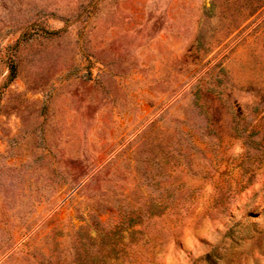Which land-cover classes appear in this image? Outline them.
<instances>
[{
	"label": "rangeland",
	"instance_id": "rangeland-1",
	"mask_svg": "<svg viewBox=\"0 0 264 264\" xmlns=\"http://www.w3.org/2000/svg\"><path fill=\"white\" fill-rule=\"evenodd\" d=\"M0 264H264V0H0Z\"/></svg>",
	"mask_w": 264,
	"mask_h": 264
}]
</instances>
